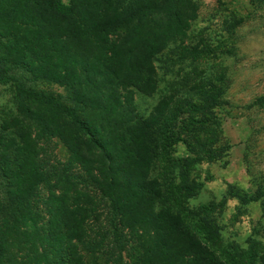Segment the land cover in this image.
I'll use <instances>...</instances> for the list:
<instances>
[{
    "label": "trees",
    "instance_id": "obj_1",
    "mask_svg": "<svg viewBox=\"0 0 264 264\" xmlns=\"http://www.w3.org/2000/svg\"><path fill=\"white\" fill-rule=\"evenodd\" d=\"M196 14L195 0H0V82L13 87L0 109V264H264L250 234L223 246L218 203L188 204L211 176L203 162H226L224 74L146 112L134 100L156 90L170 40L196 56L184 42ZM53 142L63 158L47 155ZM231 191L238 205L263 192Z\"/></svg>",
    "mask_w": 264,
    "mask_h": 264
},
{
    "label": "rangeland",
    "instance_id": "obj_2",
    "mask_svg": "<svg viewBox=\"0 0 264 264\" xmlns=\"http://www.w3.org/2000/svg\"><path fill=\"white\" fill-rule=\"evenodd\" d=\"M195 1L197 14L190 21L184 42L195 46L196 56L185 54L179 58L178 40H170L153 60L156 90L148 95L136 92L134 100L137 108L146 112L163 92L180 96L193 80H210L217 70L224 74L226 102L215 110L224 141L229 145L226 162H203L208 169L202 167L200 175L211 176L203 180L188 204L195 206L210 200L219 204L214 211L223 224V246L233 239L243 244L248 234L264 243V0ZM1 83L0 109L4 110L11 106L13 87ZM32 85L68 100L65 86L41 80H34ZM89 114L96 115L95 111ZM46 147L49 157L65 156L60 143ZM177 149L182 152L183 144L177 143ZM232 187L246 191L247 196L263 192L238 205V198L229 195ZM224 195V202L219 203Z\"/></svg>",
    "mask_w": 264,
    "mask_h": 264
}]
</instances>
